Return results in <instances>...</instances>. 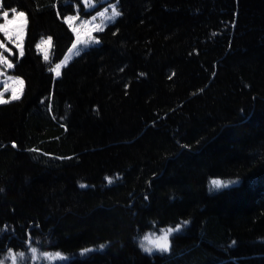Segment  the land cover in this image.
Listing matches in <instances>:
<instances>
[{"label": "trees", "instance_id": "1", "mask_svg": "<svg viewBox=\"0 0 264 264\" xmlns=\"http://www.w3.org/2000/svg\"><path fill=\"white\" fill-rule=\"evenodd\" d=\"M114 2L121 15L54 77L73 4L88 17ZM0 7L26 18L9 70L22 91L0 104L3 264L9 249L31 264V248L69 258L55 264H264V0ZM177 226L168 251L139 249Z\"/></svg>", "mask_w": 264, "mask_h": 264}, {"label": "rangeland", "instance_id": "2", "mask_svg": "<svg viewBox=\"0 0 264 264\" xmlns=\"http://www.w3.org/2000/svg\"><path fill=\"white\" fill-rule=\"evenodd\" d=\"M108 0H79L80 4L82 5V10L84 11H91L95 7H97L99 4H102ZM115 5L114 3H105L101 9H99L97 12H95L93 15H90L88 17H84L83 14H80L78 12V6L74 3V14L65 16L63 21L68 26L69 30L71 31L73 35V41L69 48L66 50L62 58L53 66L50 67V71L52 72L53 76L56 77V71H59L61 67H63L70 59H72L74 56L79 54L81 51L86 49L89 46L96 45L98 42L96 38L94 37V33L100 31L103 29V27L109 23H111L115 18L112 17V6ZM7 12L8 16L7 18L4 17L3 13ZM18 13L20 11H16L13 13L12 10L10 11H1L0 7V24H4L7 21L9 23L7 24V30L9 33V36L11 39L6 37L4 35L3 31H0V43L4 45L3 48H0V52H3L4 56L7 58V61L11 63V57L15 53L17 56H20V49L22 48V41L24 37V31H25V16L20 17L18 16ZM15 17V18H14ZM66 17H75L71 24L65 21ZM75 29V31H74ZM19 37V39L17 38ZM47 41V37H42L37 40L35 43L34 49L36 53H38L42 60L48 63L49 59V50L50 45L45 43L41 44V41ZM15 41V42H14ZM76 45V47H73V45ZM19 45V47L17 46ZM37 45H40L38 48ZM45 54H47L48 59H45ZM59 65L60 67L57 69L56 66ZM11 68L5 67L3 64H0V93L3 94V99L6 101L14 100L12 97L14 95L20 96L23 83L21 84L20 81H22L20 78L12 75L9 70ZM53 69H56L54 71ZM235 183V182H234ZM175 228H164L158 232H146L144 233L138 241V246L141 252L148 253L144 251L141 247V244L143 243L145 246H150L148 244V241H145V236H148L152 238L153 240L157 237H160L164 235V233L168 229H176ZM31 242L25 243L26 248L30 246ZM30 249V248H29ZM32 249L28 252L29 259L31 260V264H55V263H64L69 258L61 255L57 252L50 253L46 251H36L35 254H33ZM159 252V250L154 249L152 253ZM20 253L15 254L17 256V259L20 257ZM18 261V260H17ZM5 262L8 264H12V258L10 255H7L5 258Z\"/></svg>", "mask_w": 264, "mask_h": 264}, {"label": "snow or ice", "instance_id": "3", "mask_svg": "<svg viewBox=\"0 0 264 264\" xmlns=\"http://www.w3.org/2000/svg\"><path fill=\"white\" fill-rule=\"evenodd\" d=\"M86 2H87V0H86ZM12 11H13V13L16 12L15 9H13ZM3 15H4L5 18H7L8 13H7V12H4ZM120 15H121V13L117 10L116 6L113 5V6H112V17H111V18H115V17H118V16H120ZM18 16H20V17H24L25 14H24L23 12H20V13H18ZM14 18H15V17H14ZM74 19H76V18H75V17H66V18H65V21L71 24V22H72ZM8 23H9V21L6 20V22H5L4 24H0V31H3V32H4V35H5L6 37H8L9 39H11V37L9 36L8 30H7V24H8ZM25 23H26V18H25ZM74 31H75V29H74ZM17 38L19 39V37H17ZM14 42H15V41H14ZM97 42H98V41H97ZM45 43H47V44L50 45V43H51V38L49 37L47 41H43V40L41 41V44H45ZM17 46L19 47V45H17ZM3 47H4V45H3L2 43H0V48H3ZM37 47L39 48L40 45H37ZM73 47H76V45L74 44ZM20 55L23 56V49H22V48L20 49ZM45 59H46V60L48 59L47 54H45ZM0 64H3V65H4L5 67H7V68H11V67L13 66L10 62L7 61V58L4 56L3 52H0ZM59 67H60L59 65L56 66L57 69H58ZM53 70L56 71V69H53ZM56 74L59 75V71H56ZM20 83L22 84L23 82L20 81ZM12 98H13V99H18L19 97L16 96V95H14ZM7 102H8V101H6V100L3 99V94L0 93V104L7 103ZM13 146H15V145H13ZM109 183H111V179H109ZM211 184H212V186H214L215 188H220V187H224V186H226V184H225L224 182H222V181H220V180H215V179L211 181ZM80 186H81V187H86V185H83V184H81ZM185 223H187V222H185ZM177 230H179V226H177L176 229H168V230L164 233V235H162V236H160V237H157V238H155L154 240H153L152 238L148 237V236H145L144 239H145V241H148V244H149L150 246H145V245L142 243V244H141L142 249H143L144 251L148 252V253H152L154 249L159 250V251H162V252H166V251H168V250L170 249L169 235H170L173 231H177ZM101 247H103V245H101ZM85 251H90V250H85ZM32 252H33V254H35V253H36V249L33 248V249H32ZM9 255H10L11 258H12V264H16V262H17V256H16L15 254L12 253L11 249H9ZM23 255H24L23 253H20V254H19L20 257H23ZM0 264H3V261H0Z\"/></svg>", "mask_w": 264, "mask_h": 264}]
</instances>
